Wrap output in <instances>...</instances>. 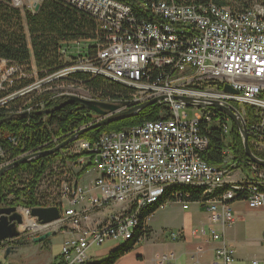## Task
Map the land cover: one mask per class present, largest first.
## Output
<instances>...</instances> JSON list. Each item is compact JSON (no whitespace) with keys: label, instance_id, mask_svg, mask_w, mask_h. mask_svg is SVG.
<instances>
[{"label":"built area","instance_id":"2783aa9c","mask_svg":"<svg viewBox=\"0 0 264 264\" xmlns=\"http://www.w3.org/2000/svg\"><path fill=\"white\" fill-rule=\"evenodd\" d=\"M16 8H29L43 0H8ZM92 16L100 35L97 49L84 48L82 40L63 43L60 55L63 66L45 77V84L36 82L12 97L28 94L52 83L67 79L75 72L101 75L135 90L129 105H137L153 98L165 107V117L148 120L121 131L104 133L95 141L78 140L64 151V155H81L76 162L81 167L93 165L99 173L91 189L75 181L62 186L68 206L61 205L59 228L71 226L72 237L63 242V264H82L93 258L89 250L108 240L119 243L135 221L140 204L153 198L164 184L183 181L207 184V191L199 201L188 200L189 195H178L184 210L191 203L206 208L208 217L190 230V235L217 242L213 264H233L236 249L226 237V230L234 226L236 216L232 204L246 201L250 208L264 207V167L250 158H235L229 146L234 122L216 107L193 108L189 117L184 103L174 96L217 100L242 114L251 107L245 124L252 152L264 160V12L256 7L232 10L212 5L211 1L193 3L181 0H163L146 5L147 18H139L133 7L122 0H64ZM71 45H75L74 49ZM178 61V71L169 73V62ZM0 74V94L12 85L23 82L21 67L17 64L3 67ZM63 86L65 84H62ZM231 86L236 94L224 91ZM39 108L52 101L53 94L70 96L69 89L61 92L51 87ZM54 92V93H53ZM12 98V99H13ZM92 100H96L91 98ZM113 103V102H111ZM116 103V102H115ZM217 127L222 131L227 146L223 150L221 166L202 158L210 144L203 127ZM18 144L16 137L11 139ZM0 146V167L9 162ZM247 169L250 174L232 178L235 170ZM220 182L236 184L238 194H226L208 201V190ZM176 195V196H177ZM171 201L162 206L166 207ZM111 209L106 221L97 226L86 225L92 213ZM30 219V209H25ZM25 218V217H24ZM147 223H142L139 241H144ZM53 226L38 231H52ZM184 230L172 231L171 241L185 239ZM264 242V236H263ZM160 264H177L173 252L161 257ZM254 264H258L254 261Z\"/></svg>","mask_w":264,"mask_h":264},{"label":"trees","instance_id":"16d2710c","mask_svg":"<svg viewBox=\"0 0 264 264\" xmlns=\"http://www.w3.org/2000/svg\"><path fill=\"white\" fill-rule=\"evenodd\" d=\"M122 1L131 5L139 18H147L149 16L146 5L163 0ZM181 1L193 3L211 1L218 6L229 7L232 10H244L253 8L255 5L264 7V0ZM102 37L98 24L92 16L64 0H43L37 12L27 8H16L8 0H0V61H6V65L8 63L9 66L17 64L26 74L34 72V62L39 77L45 78L63 66L60 55L63 43L79 39L97 40L98 38L102 39ZM96 49L97 43L92 44L91 51L94 52ZM67 81L84 85L92 98L98 101L125 103V106L129 105V101L135 92L133 88L107 77L85 72L72 74L67 78ZM33 82L32 78H24L23 82L13 86L10 91L0 94V101ZM48 97V93L29 94L6 99L5 103H0V146L8 160L14 161L27 153L49 150L67 140L75 131L89 126L97 120L93 117L96 113L87 107L76 102L66 103L67 96L57 97L53 94L52 101L46 102L45 108H39L38 105L47 101ZM164 109L162 103H154L134 117L90 129L83 133L79 139L93 142L103 133L121 131L147 120L161 119L163 117L161 113ZM246 113L249 118L251 107H246ZM203 131L209 137L210 144L208 149L202 153V158L209 164L221 166L224 159L223 150L227 146L221 129L215 126L210 128L205 126ZM14 137L18 139L16 146L11 140ZM228 142L233 149L235 158L248 157L240 130L235 123ZM69 146L56 153L46 154L35 160L21 163L3 175L0 178V207L2 204H8L32 209L53 205L41 204L37 198V190L42 178L53 165L65 162L66 159L77 160L80 157L65 156L64 151ZM91 168L92 165L82 168L76 174L77 178L81 179ZM202 191L203 188L188 185L168 188L156 204L142 212V221L134 238L115 248L102 261L95 260L89 264H115L118 259L132 251L138 244L137 237L142 233V223L146 222L160 207L167 204L168 201H177V194L189 195L188 200L192 202L199 201L202 197ZM260 191L264 192V184L260 185ZM10 196H15L11 202H9ZM56 206L60 207L61 204ZM147 234L149 237V227ZM2 246L3 244L0 243V248ZM51 264H63V262L58 256Z\"/></svg>","mask_w":264,"mask_h":264},{"label":"crops","instance_id":"0c3cea01","mask_svg":"<svg viewBox=\"0 0 264 264\" xmlns=\"http://www.w3.org/2000/svg\"><path fill=\"white\" fill-rule=\"evenodd\" d=\"M245 172L241 171L238 174L232 173V178L239 179L248 176L249 173ZM98 176V171L92 168L83 175L78 183L86 189H91L93 182ZM201 207L203 209L205 208L198 205L193 213L192 211L185 212L186 220H177L175 225L177 228L173 230H184L187 235L185 239L176 242L171 241L169 238H166L167 240L165 241L152 239L154 237H152L154 229L151 220H149L153 216L151 215L146 221L150 229V239L148 238L147 245L140 247L136 245L132 251L118 259L115 264H160L161 257L171 252L175 254L177 264H213L215 260V249L218 243L190 235L192 228L207 221V210L203 212ZM166 208L167 206L164 208L160 207L159 209L163 210ZM232 208L236 216V222L234 226L226 230V237L236 249L233 264H254V261H257L258 264H264V207L250 208L246 201L239 200L232 204ZM111 211V209L106 208L92 213L91 220L86 225L97 226L104 223ZM195 213L200 214V220H194ZM173 221L176 222V220ZM72 232H75V229L71 226H66L59 229V231L53 232V234L61 233L65 235L61 243L63 246V242L72 237ZM49 243H52L51 239ZM46 245L45 243L44 246L46 247ZM117 247V245L113 244L105 246L103 244L101 249L89 253L93 257L92 260L99 262L105 259ZM100 254H103L104 257L98 260L97 257ZM55 259L56 257L52 258L48 261V264L53 263Z\"/></svg>","mask_w":264,"mask_h":264},{"label":"rangeland","instance_id":"374dc122","mask_svg":"<svg viewBox=\"0 0 264 264\" xmlns=\"http://www.w3.org/2000/svg\"><path fill=\"white\" fill-rule=\"evenodd\" d=\"M28 4L29 3L26 2V5L24 8H28L27 6ZM254 7L264 12V7H262L261 5H255ZM86 45L87 44L85 42H82L81 44V48H82L81 50L83 53L85 52L84 46ZM75 47H76L75 45H71L72 49H74ZM4 66L5 65L0 62V74L3 73ZM30 78H32L35 83L41 82L42 84H45V80L40 79L38 76L33 75ZM17 84H20V83L15 81L12 87ZM62 84H65V85L63 86ZM51 87L56 91V93L61 92L64 89H69V91H71L72 93H76L73 95L82 96L85 98H91L90 93L87 91L84 85L69 82L67 81V79L56 81L52 83L51 85L45 86L43 89H39L37 91H33L25 95H29V94L30 95H33V94L41 95L43 93H47L45 89L48 88V90H51L50 89ZM11 88H9L5 92L10 91ZM25 95H21V96H25ZM7 98H13V97L11 94H9L6 97V99ZM186 110L189 114V117L190 118L193 117V114H194L193 108L188 107ZM98 116L99 115L94 114L93 117L96 120L100 118ZM81 168L82 167L79 164L75 163L74 160L72 161L69 159H66L65 162H59L53 165L42 178L41 183L37 190V198L41 202V204L57 205V204L63 203L62 195H61L63 184L66 181H68V183L73 182L74 180L76 181L78 179L76 178V174L81 170ZM242 170L243 169L235 170L236 172L233 171L232 173L238 174ZM244 171H246L245 173H250L247 170H244ZM14 197L15 196H10L9 202L13 201ZM190 205H191L190 209L184 210L182 207L181 201H174V202L169 203L166 209H163V210L158 209L153 214V216L149 219L151 220V224L154 229V232L152 234V237L153 236L154 237L152 239H156L158 241L167 240L166 238H169V235L172 231H177V230H173L177 228V226H175L177 223V220H186L185 212L192 211L193 213L194 210L198 207L197 203H191ZM9 206L15 207L14 205L2 204V207H9ZM42 207H47V206H42ZM16 208L20 213H24L25 208L21 206L16 207ZM201 210L203 212L206 211V209L205 208L203 209L202 207H201ZM199 218H200V214L195 213L194 220H200ZM169 220H172V221H169ZM173 220H176V222H174ZM24 222H26V220H24ZM59 224L61 223L60 222L53 223L52 232L59 231V229H61L59 228ZM25 228H26L25 225L21 226L19 229L20 236L11 240V243L9 244V246L12 249L8 255L6 254V250L4 247L0 248V264H48V261H50L52 258L58 257V255L59 256L61 255V252H62L61 243H62L63 238L65 237L64 234H61V233L52 234L46 241L35 243L33 240L35 237L39 236L38 232H36V230L25 229ZM148 238L149 237H147L143 242L138 243L137 246L140 247L143 245H147V240L150 239ZM50 239L52 242L51 244L49 243ZM19 243H22L24 245H20ZM45 243L47 244L46 247L44 246ZM106 243L104 244V246L108 244L120 246L123 244L122 241H119V243H117L111 240L107 241ZM101 248L102 246L93 247L89 250V252L91 251L94 252ZM103 257H104L103 254H100L97 257V259L100 260V259H103Z\"/></svg>","mask_w":264,"mask_h":264},{"label":"water","instance_id":"95a60500","mask_svg":"<svg viewBox=\"0 0 264 264\" xmlns=\"http://www.w3.org/2000/svg\"><path fill=\"white\" fill-rule=\"evenodd\" d=\"M40 9V4L35 5L34 11H38ZM225 92L234 93L236 94L237 91L234 90L231 86L227 85L224 88ZM165 97H157L153 98L147 102L141 103L139 105L131 106L126 110H122L123 104L125 103H110V102H102L98 100H91L80 96H70L66 103L69 102H76L81 104L82 106L87 107L89 110L95 112L101 118L94 123L90 124L89 126L81 128L79 131L72 134L67 140L62 143L57 144L55 147L46 150V151H35L28 153L17 160L3 166L0 168V178L5 175L10 169L16 167L21 163H25L31 160H35L40 156L46 154H53L64 147L68 146L71 142L76 141L79 136L90 129H95L100 126L108 125L115 121H120L123 119H127L130 117L136 116L139 112L143 109L147 108L148 106L160 102ZM174 98L180 102L184 103L186 106H196L198 108H204L206 106L216 107L220 109L222 112L229 115L234 123L237 125L238 129L240 130V134L243 138L244 148L246 155L252 159L253 161L257 162L258 164L264 166V160L258 158L251 150L248 142V136L246 132V125H245V118L246 113L245 110H242V114L237 112L231 106H226L220 101L217 100H204V99H195L188 96H179L175 95ZM32 217H37L41 223H51L56 222L60 218V208L58 206H47V207H35L32 208L30 211ZM23 216L17 211L16 207L9 206V207H1L0 208V243L8 239H14L20 235V231L18 226L23 222ZM52 231L45 232L37 237L34 238L35 243H40L46 241L51 235ZM12 248H8L6 254L8 255L11 252Z\"/></svg>","mask_w":264,"mask_h":264},{"label":"bare ground","instance_id":"6f19581e","mask_svg":"<svg viewBox=\"0 0 264 264\" xmlns=\"http://www.w3.org/2000/svg\"><path fill=\"white\" fill-rule=\"evenodd\" d=\"M28 2V1H27ZM29 3V2H28ZM37 4H40V7H41V1H37L36 3H35V5H37ZM212 5H217V4H214V3H211ZM35 5L32 7V9H30L29 8V4L27 5L28 6V10H30V11H34V8H35ZM256 12H262V11H260V10H258L257 8H256ZM83 42H85L87 45L86 46H84V48H87V49H89L90 51H91V49H92V44H96L97 42V40H82ZM1 63H3L5 66H6V61H0ZM64 65V64H63ZM33 69H34V72L32 73V74H26V73H24L23 71H21V74L23 75V79L24 78H30V77H32L33 75H35V76H38L39 77V75H38V71H37V69H36V66H35V64H34V62H33ZM22 70V69H21ZM176 71H178V61H171V62H169V73H176ZM76 73H79V72H75V73H72V74H76ZM71 75V74H70ZM40 78V77H39ZM40 79H43V80H45V78H40ZM35 82H33L32 83V85L34 84ZM234 94V93H233ZM70 96H77V95H70ZM70 96H67L68 98L70 97ZM80 97H82V96H80ZM67 98V99H68ZM85 98V97H84ZM7 99H12V98H7ZM87 99H90V98H87ZM92 100V99H91ZM131 100V99H130ZM4 101V102H3ZM5 101H6V98L4 99V100H1L0 101V103H5ZM149 101V100H148ZM147 102V101H146ZM144 103V102H143ZM141 104V103H140ZM137 105H139V104H137ZM131 106H135V105H127V106H125V104H123V107H122V110H126L127 108H129V107H131ZM186 106V105H185ZM188 107H190V106H187V108ZM186 108V109H187ZM244 110H245V113H246V107H244ZM162 116L163 117H165V113H163V111H162ZM229 116V115H228ZM246 116H247V113H246ZM162 117V118H163ZM101 118V117H100ZM99 118V119H100ZM161 118V119H162ZM231 118V117H230ZM99 119H97V120H99ZM232 119V118H231ZM246 119V118H245ZM96 120V121H97ZM158 120V119H157ZM148 121V120H147ZM233 121V120H232ZM234 122V121H233ZM246 125V124H245ZM131 127V126H130ZM128 128V127H127ZM77 131H79V130H77ZM77 131H75V132H77ZM74 132V133H75ZM113 132H117V131H113ZM246 132H247V130H246ZM73 133V134H74ZM109 133H111V132H109ZM104 134V133H103ZM101 136V135H100ZM248 136V135H247ZM80 137V136H79ZM78 140H86V139H77L76 141H78ZM76 141H74V142H71L68 146L69 147H67L65 150H67L68 148H70ZM88 141V140H87ZM95 141V140H94ZM64 142V141H63ZM90 142V141H89ZM248 142H249V139H248ZM62 143V142H61ZM249 146H250V144H249ZM251 148V147H250ZM252 150V149H251ZM28 154V153H27ZM24 155H26V154H24ZM24 155H22V156H24ZM22 156H20V157H22ZM66 156V155H65ZM68 156H70V155H67V157ZM73 156H80L77 160H74L75 161V163L82 157L81 155H73ZM20 157H18L17 159H19ZM17 159H15V160H17ZM252 160V159H251ZM263 160V159H262ZM73 161V160H72ZM11 162H13V160H11L10 159V161L9 162H7L6 164H4L3 166H5V165H7V164H9V163H11ZM257 163V162H256ZM3 166H1V167H3ZM87 166H89V165H87ZM0 167V168H1ZM85 167V166H84ZM84 167H82V168H84ZM263 167V166H262ZM81 168V169H82ZM92 168H95L93 165H92ZM91 168V169H92ZM244 170V169H243ZM242 170V171H243ZM245 170H247V169H245ZM248 171V170H247ZM250 174V173H249ZM99 177V176H98ZM76 178H77V176H76ZM80 179H77L75 182L78 184V185H80L79 183H78V181H79ZM66 182H68V181H66ZM71 183V182H70ZM94 183V182H93ZM183 185H188V186H195V187H199V188H203V191H202V193H204V192H206L207 191V184H191V183H187V182H183V181H175V182H170V183H167V184H164L163 185V187H161L160 189H158V193H156L155 194V196H153V198H150V200L149 201H147V202H144V203H141L140 204V208L138 209V212H136V217H135V221H131V223H130V226H128V231H126L125 232V236H123V239H120V241H122L123 243H126L127 241H129L130 239H132V238H134V236H135V234H136V230H137V228L139 227V224L141 223V214H142V212L144 211V210H146L147 208H150L151 206H153L154 204H156V202H158L161 198H162V196H163V194L165 193V191L168 189V188H170V187H174V186H183ZM80 186H82V185H80ZM91 194H98V192L97 191H95V190H93V189H91ZM226 194H238V187H236V184H233V183H229V182H220L219 184H216V187H214L213 189H211V190H208V201H215V199H217V197H219V196H223V195H226ZM260 194L261 195H264V192L263 191H260ZM61 195H62V197L65 195L64 194V192L61 190ZM62 200H63V203H61V205L63 206V205H65L66 207L68 206V203H67V201L64 199V198H62ZM53 206H56V205H53ZM1 208V207H0ZM23 208H25V207H23ZM35 208V207H34ZM25 209H30L31 210V208H25ZM24 209V210H25ZM18 211V210H17ZM19 212V211H18ZM20 213V212H19ZM22 216H23V220H26V222H22V224H20L19 226H18V228L20 229V227L21 226H23V225H25L26 226V228L25 229H32V230H36V232H38L39 230H41L42 228H44V227H50V226H52L53 225V223L54 222H51V223H45V224H43V223H41L40 222V220L37 218V217H33V219H30L29 218V216L27 215V212L26 211H24V213H20ZM25 217V218H24ZM38 222H37V221ZM20 231V230H19ZM48 232V231H47ZM53 233V232H52ZM41 235V234H40ZM20 236V235H19ZM18 236V237H19ZM145 238H147L148 237V234L146 233L145 234V236H144ZM17 238V237H16ZM15 239V238H14ZM12 239H8V240H5V241H3V242H9V244L11 243L10 241H11ZM109 241V240H108ZM140 242H143V241H139L138 240V243H140ZM9 244H4L2 247H4L5 249H6V252H7V250H8V248H11L10 246H9ZM1 247V248H2ZM60 259L62 260V258H61V255H60ZM94 260H92V258H90V259H88V260H84V261H82V264H89V263H91V262H93Z\"/></svg>","mask_w":264,"mask_h":264},{"label":"flooded vegetation","instance_id":"af4514ba","mask_svg":"<svg viewBox=\"0 0 264 264\" xmlns=\"http://www.w3.org/2000/svg\"><path fill=\"white\" fill-rule=\"evenodd\" d=\"M10 242H11V241H10ZM1 244H3V245H4V244H9V242H2Z\"/></svg>","mask_w":264,"mask_h":264}]
</instances>
